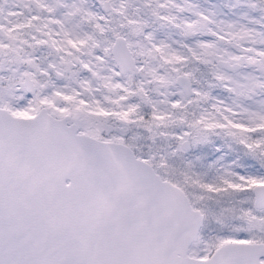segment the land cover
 <instances>
[{
  "label": "snow or ice",
  "instance_id": "obj_1",
  "mask_svg": "<svg viewBox=\"0 0 264 264\" xmlns=\"http://www.w3.org/2000/svg\"><path fill=\"white\" fill-rule=\"evenodd\" d=\"M0 264H264V0H0Z\"/></svg>",
  "mask_w": 264,
  "mask_h": 264
}]
</instances>
